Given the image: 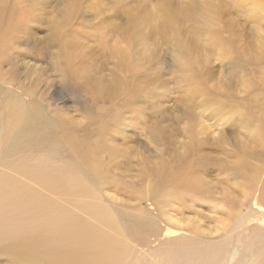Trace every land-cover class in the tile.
I'll return each instance as SVG.
<instances>
[{
    "label": "rangeland",
    "instance_id": "obj_1",
    "mask_svg": "<svg viewBox=\"0 0 264 264\" xmlns=\"http://www.w3.org/2000/svg\"><path fill=\"white\" fill-rule=\"evenodd\" d=\"M0 175V264H255L264 0H0Z\"/></svg>",
    "mask_w": 264,
    "mask_h": 264
},
{
    "label": "bare ground",
    "instance_id": "obj_2",
    "mask_svg": "<svg viewBox=\"0 0 264 264\" xmlns=\"http://www.w3.org/2000/svg\"><path fill=\"white\" fill-rule=\"evenodd\" d=\"M6 119L8 118H5V120ZM3 177L5 176L0 175V238H3L4 236L7 235V228L10 227L9 225L10 218H12L13 215L15 214V209H17L18 202L21 199V197L19 196V193H21L20 192L21 186L17 185L16 183L13 184L11 181H9V179L8 181H4L5 179ZM24 211L25 209L22 208L21 214ZM38 212H40V210L36 211V213ZM37 223H43L41 217L37 218V220L32 224V225L35 224L34 226H32V228H35L38 225ZM22 231H23L22 227L17 226L16 228L17 234H20V232ZM173 232H176V230H167V233L169 235L170 233ZM22 238H31V237L24 236ZM37 242L45 245L47 241L45 238L40 236ZM249 244H251V242ZM255 248L256 249L254 253L257 256L255 264H264V241L259 242V244H256Z\"/></svg>",
    "mask_w": 264,
    "mask_h": 264
}]
</instances>
